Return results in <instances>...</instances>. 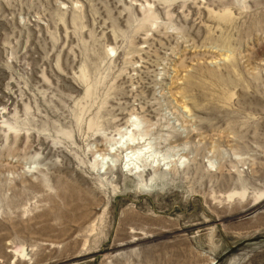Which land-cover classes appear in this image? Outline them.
I'll use <instances>...</instances> for the list:
<instances>
[{"label":"rangeland","instance_id":"rangeland-1","mask_svg":"<svg viewBox=\"0 0 264 264\" xmlns=\"http://www.w3.org/2000/svg\"><path fill=\"white\" fill-rule=\"evenodd\" d=\"M263 235L264 0H0V264H213Z\"/></svg>","mask_w":264,"mask_h":264},{"label":"water","instance_id":"water-1","mask_svg":"<svg viewBox=\"0 0 264 264\" xmlns=\"http://www.w3.org/2000/svg\"><path fill=\"white\" fill-rule=\"evenodd\" d=\"M260 242H264V235L243 240L237 245L231 246L229 250H227L224 254H222L218 259L215 260L214 264H222L238 250L244 248L249 244L260 243Z\"/></svg>","mask_w":264,"mask_h":264},{"label":"bare ground","instance_id":"bare-ground-1","mask_svg":"<svg viewBox=\"0 0 264 264\" xmlns=\"http://www.w3.org/2000/svg\"><path fill=\"white\" fill-rule=\"evenodd\" d=\"M214 263H215V262H214ZM214 263H213V264H214Z\"/></svg>","mask_w":264,"mask_h":264}]
</instances>
